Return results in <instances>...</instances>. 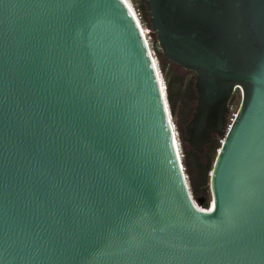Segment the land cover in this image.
<instances>
[{
	"label": "water",
	"instance_id": "95a60500",
	"mask_svg": "<svg viewBox=\"0 0 264 264\" xmlns=\"http://www.w3.org/2000/svg\"><path fill=\"white\" fill-rule=\"evenodd\" d=\"M143 2L195 74L183 140L223 136L209 206L124 0H0V264H264V0Z\"/></svg>",
	"mask_w": 264,
	"mask_h": 264
},
{
	"label": "rangeland",
	"instance_id": "374dc122",
	"mask_svg": "<svg viewBox=\"0 0 264 264\" xmlns=\"http://www.w3.org/2000/svg\"><path fill=\"white\" fill-rule=\"evenodd\" d=\"M152 40H156L155 34L153 32L150 34L149 44ZM153 51L155 54L154 58L158 60V67L163 79L165 80L161 68L162 65L164 66L169 79L172 80L174 85L177 87V91L174 95L173 107L170 105V103L169 106L171 121L174 125L176 136L179 142V150L188 189L193 200L198 205L202 207H208L209 201L212 200L209 187L210 167L219 144H221L223 136L218 133L212 134L210 140L214 142V148L205 144L202 151L195 150L187 141L183 140L185 127L192 118L194 110L197 106L195 74L192 71L186 70L181 66L171 62L170 60L165 59L162 54H157L155 50ZM232 97L233 99L231 100ZM231 98L229 101V106H231V109H228L225 115L226 125L230 123L229 118L233 112H236L238 108L241 98L240 90L237 89ZM199 198H202L201 202L199 201Z\"/></svg>",
	"mask_w": 264,
	"mask_h": 264
},
{
	"label": "trees",
	"instance_id": "16d2710c",
	"mask_svg": "<svg viewBox=\"0 0 264 264\" xmlns=\"http://www.w3.org/2000/svg\"><path fill=\"white\" fill-rule=\"evenodd\" d=\"M130 2H131V4H132V6L134 7V8H138V9H140L141 10V12H142V19H141V23L143 24V25H147V26H149V21H148V14H147V12H146V8H145V4H144V2H143V0H130ZM150 47L153 49V50H155L156 51V53L157 54H161V52H160V49H159V47H158V44H157V41L156 40H152L151 42H150ZM162 71H163V74H164V77H165V81H166V85H167V89H168V101H169V103H170V105L173 107V104H174V95H175V93H176V91H177V87L174 85V83H173V81L172 80H170L169 79V77H168V75H167V73H166V71H165V68H164V66L162 65ZM233 99V97L231 98V100ZM173 129H174V127H173ZM175 132V131H174ZM184 136V135H183ZM175 137H176V140H177V144H178V139H177V136H176V132H175ZM206 145H210V146H212L213 148H214V142H212L211 140L210 141H208L207 143H206ZM220 145V144H219ZM178 148H179V146H178ZM179 154H180V150H179ZM216 155V154H215ZM215 158V157H214ZM180 159H181V154H180ZM213 161H214V159H213ZM213 161H212V164H213ZM181 163H182V160H181ZM210 168H212V165H211V167ZM210 202V201H209ZM200 206V205H199ZM209 206V205H208Z\"/></svg>",
	"mask_w": 264,
	"mask_h": 264
},
{
	"label": "built area",
	"instance_id": "2783aa9c",
	"mask_svg": "<svg viewBox=\"0 0 264 264\" xmlns=\"http://www.w3.org/2000/svg\"><path fill=\"white\" fill-rule=\"evenodd\" d=\"M129 2H130V0H129ZM130 3H131V2H130ZM131 5H132V4H131ZM132 7H133V6H132ZM133 10H134V16H135V18H136L137 21H138V25H139V27H140V30H141L143 36H144V39H145L146 43L149 44L150 34H151L152 30L150 29L149 26H147V25H143V24L141 23V19H142V12H141V10L138 9V8H134V7H133ZM149 47H150V44H149ZM150 52H151V55L154 57L155 54H154V51L151 49V47H150ZM240 94H241V92H240ZM228 109L230 110V109H231V106H229ZM235 114H236V112H233V113H232L231 117L229 118V121H230V122L234 119ZM182 168H183V167H182ZM200 207H202V206H200ZM204 208H205V207H204Z\"/></svg>",
	"mask_w": 264,
	"mask_h": 264
},
{
	"label": "bare ground",
	"instance_id": "6f19581e",
	"mask_svg": "<svg viewBox=\"0 0 264 264\" xmlns=\"http://www.w3.org/2000/svg\"><path fill=\"white\" fill-rule=\"evenodd\" d=\"M125 1V3L128 5V7H129V9H130V11H131V13H132V15L134 16V10H133V7L131 6V4L129 3V1L128 0H124ZM134 18H135V16H134ZM136 19V18H135ZM136 21H137V19H136ZM137 23H138V21H137ZM161 79V78H160ZM168 108V107H167ZM168 111H169V109H168ZM171 122V121H170ZM171 124H172V122H171ZM172 130H173V132H174V129H173V124H172ZM174 141H175V143H176V146H177V151H178V156H179V159H180V154H179V148H178V144H177V140H176V137H175V132H174ZM181 160V159H180ZM182 164V163H181ZM182 167H183V165H182ZM197 204V203H196ZM198 205V204H197Z\"/></svg>",
	"mask_w": 264,
	"mask_h": 264
}]
</instances>
